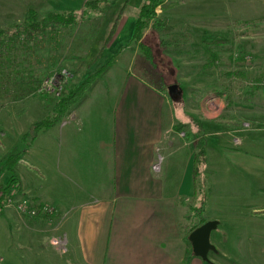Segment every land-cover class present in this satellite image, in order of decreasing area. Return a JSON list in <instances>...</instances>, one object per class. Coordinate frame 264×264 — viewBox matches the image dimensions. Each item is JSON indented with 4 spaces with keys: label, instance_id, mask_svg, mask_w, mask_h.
Returning a JSON list of instances; mask_svg holds the SVG:
<instances>
[{
    "label": "rangeland",
    "instance_id": "374dc122",
    "mask_svg": "<svg viewBox=\"0 0 264 264\" xmlns=\"http://www.w3.org/2000/svg\"><path fill=\"white\" fill-rule=\"evenodd\" d=\"M87 1L0 0V29L21 25L29 9L41 16L72 10L77 16L76 24L47 30L35 37L30 49L18 52L14 77L11 74L14 83L10 82V93L0 97V192L9 175L4 158L18 153L20 134L28 122L34 117L49 116L61 95L44 91V81L57 74L58 81L68 89L111 60L110 68L101 73L92 86L96 81L113 80L117 84L120 75L132 72L154 83L166 95V87L177 83L182 96L171 102L177 116L183 120L189 119L183 108L194 110L197 106L200 113L210 116L214 105L209 102L214 100V104H218V117L222 120L218 127L219 141L216 145L209 144L206 165L200 168L194 181L195 193L184 201L186 214L181 232L187 239L188 234L205 221L219 220L210 237L217 252L209 251L208 263L264 264V136L257 135L264 129L258 130L257 125L241 126L252 134L247 139L249 143L236 151L238 143L244 141L236 136L239 130L232 127L236 110L233 90L240 87L232 76L252 80L249 84L241 82L248 90L264 91V86L258 84L264 77L256 74L257 62L264 63V17H214L206 9L205 0H163L155 10L173 30L170 33L145 31L142 42L152 52L148 57L147 48L132 38L141 0L115 3L104 0L96 9L86 7ZM121 7L122 13L114 21ZM83 10L86 16H82ZM114 22L111 40L106 43ZM175 33L189 35V45L181 46L183 51L179 53V47L160 44V40H168ZM216 40L222 43H211ZM247 95L250 110L264 109L258 105L261 98L251 93ZM27 110L32 113L30 120ZM190 121L195 122L193 118ZM21 165L17 162L15 168ZM12 197H19L18 190H12ZM198 205H202L203 211L196 208ZM5 212L6 209L0 212V264H69L64 246L61 247V242L55 245V240L62 238L49 243L45 234L31 235L30 230L23 227L21 239L5 219ZM20 214L30 219L44 216ZM51 221L43 222L46 229L52 226ZM185 243L190 252L189 241ZM56 248L60 249L59 255Z\"/></svg>",
    "mask_w": 264,
    "mask_h": 264
},
{
    "label": "crops",
    "instance_id": "0c3cea01",
    "mask_svg": "<svg viewBox=\"0 0 264 264\" xmlns=\"http://www.w3.org/2000/svg\"><path fill=\"white\" fill-rule=\"evenodd\" d=\"M205 1L214 17H264V0ZM257 68L256 74L264 77V63L258 61ZM235 75L233 82L240 87L252 81ZM54 77L59 80L57 74ZM111 82L96 81L60 122L38 131L33 139L26 134L43 118L30 120L32 113L26 111L30 121L20 134L18 151L22 165L15 168L18 195L52 212L30 219L4 208L5 219L21 239L24 228L31 235L45 234L49 243L62 238L69 264H212L187 252L181 222L184 201L195 193V143L199 137L208 140L207 156L209 144H217L220 107L211 100L210 116L197 106L183 108L189 116L183 120L168 96L138 73ZM239 88L233 90L232 127L244 143H238L236 151L252 134L241 126L264 129V109L250 110L247 95L261 98L258 105L264 108V91ZM159 158L155 171L152 166ZM47 220L52 226L46 229ZM55 251L59 255L60 249Z\"/></svg>",
    "mask_w": 264,
    "mask_h": 264
},
{
    "label": "trees",
    "instance_id": "16d2710c",
    "mask_svg": "<svg viewBox=\"0 0 264 264\" xmlns=\"http://www.w3.org/2000/svg\"><path fill=\"white\" fill-rule=\"evenodd\" d=\"M104 0H89L85 4L86 7L90 6L93 9L97 8V4ZM117 0H113L115 3ZM163 0H141L138 7L137 15L134 20V30L132 38L134 41L139 42L143 47L147 48L148 57L152 56L151 48L142 42L143 35L147 29L154 31H161L170 33L173 30L171 24L167 20L158 16L156 13V7H158ZM122 7L117 14L114 21L119 18L122 13ZM87 12L83 10L82 16H86ZM77 23V16L72 10L62 12H49L45 16L39 15L35 10L29 9L27 14L22 20L21 25H13L12 27H6L0 29V97L10 93L9 85L14 83V78H11L17 63V57L19 50L30 49L29 45L35 39V37L45 33L47 30H57L62 27H68ZM115 22L111 26L108 34L105 38V42L108 43L111 40ZM189 35L182 33L173 34L168 40H160L161 45H173L174 47H181L189 45ZM211 43L219 44L222 41L216 40ZM183 51L181 48L177 52ZM111 66V60L97 70L95 74L86 77L80 84L71 86L67 89L64 85L61 91L60 97L55 102L51 114L39 121L31 124L30 131L26 134L27 137L33 139L36 133L40 130H47L60 122L62 118L71 110L73 106L78 104L84 97L86 91H88L96 78L101 73L106 72ZM5 93V94H4ZM177 131L181 130V126L176 125ZM25 138V136H24ZM206 140L203 137H199L195 143V149L192 157V176L193 180H196L197 175L201 167L206 165L207 152H206ZM20 159V154L15 153L8 155L6 161V171L8 172L7 184L2 188L0 193V202L6 196L12 194V190L19 189V180L15 172V165ZM201 204V203H200ZM198 210L203 211L202 205L196 207ZM195 208V209H196Z\"/></svg>",
    "mask_w": 264,
    "mask_h": 264
},
{
    "label": "water",
    "instance_id": "95a60500",
    "mask_svg": "<svg viewBox=\"0 0 264 264\" xmlns=\"http://www.w3.org/2000/svg\"><path fill=\"white\" fill-rule=\"evenodd\" d=\"M166 89L170 100L174 101L181 98L182 91L177 83L167 86ZM219 224V220H207L188 234L187 240L190 243L192 255L207 262L209 251L217 252L216 247L210 242V237L211 232L215 230Z\"/></svg>",
    "mask_w": 264,
    "mask_h": 264
},
{
    "label": "built area",
    "instance_id": "2783aa9c",
    "mask_svg": "<svg viewBox=\"0 0 264 264\" xmlns=\"http://www.w3.org/2000/svg\"><path fill=\"white\" fill-rule=\"evenodd\" d=\"M44 88H42L44 91L47 92H56V95H59L63 89V86L60 81H56L55 77L53 76L51 79L48 78L44 81ZM259 85L264 86V78H262L260 81H258ZM160 159L152 166V168L155 171L159 170V163ZM1 193V192H0ZM14 207V209L22 214H26L29 216H36L38 214L46 215L50 214L52 212V208L47 205L42 206H35L33 203L25 197H18L17 199L12 197V194L6 195L0 202V212L4 208ZM61 242V247L64 246L62 240H55V245H58Z\"/></svg>",
    "mask_w": 264,
    "mask_h": 264
}]
</instances>
